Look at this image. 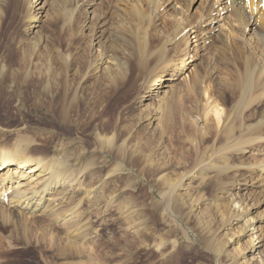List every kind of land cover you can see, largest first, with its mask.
I'll return each instance as SVG.
<instances>
[{"label":"rangeland","instance_id":"rangeland-1","mask_svg":"<svg viewBox=\"0 0 264 264\" xmlns=\"http://www.w3.org/2000/svg\"><path fill=\"white\" fill-rule=\"evenodd\" d=\"M120 1L102 0L94 5L86 2L76 9L74 0L66 1V6L74 10H63L66 17L42 24L44 31L39 29L42 45L35 50L27 47L28 25L33 23L27 19L29 0L1 3L0 141L8 145L9 137L21 134L39 143L34 144L38 152H64L71 163L95 156L89 182L95 183L100 178L104 187L97 197L96 210L84 205L81 209L83 216L89 218L90 239L84 250L65 248L60 252L57 247L48 250L40 245H24L12 237L0 241V264H215L210 254L215 250L223 253L220 257L223 264L225 256L239 260L248 255L250 245L241 232V221L230 220L229 201L224 193L229 180L247 174L245 168L235 172L231 165L244 162L247 166L248 156L241 152L226 155V151L227 157L217 160L218 165H226L221 175L212 177L208 171L197 169L188 179L189 186L178 188L165 201L160 199L162 186L157 181L160 172L173 178L204 150L207 152L212 145L219 144L216 133L220 124L212 120L211 112L210 121L204 126L206 129L202 127L205 130H196L190 120L199 117L208 94L217 95L228 80L230 73L224 70V59L215 50L203 55L198 49L197 60L192 62L203 60L207 65L208 73L203 76L206 92L196 94L189 82L178 78L171 80L167 87L171 90L170 96L160 102L162 107L155 115L156 130H150L147 125L150 100L143 101L142 105L137 103L139 82L150 72L154 76L162 65L148 62L145 68L132 69L109 85H105L90 66L99 44L92 33L96 29L109 28L115 22L119 7L124 6ZM157 1L155 10L137 4L143 15L137 17L141 23L138 30H144L142 24L146 27L143 26L149 49L154 47L159 32H170L174 23L172 16L179 11V8L175 10L165 5L166 0ZM173 1L188 13L201 9L198 0ZM36 12L34 9L35 17L39 15ZM192 16L188 14L189 18ZM96 20L99 23L95 24ZM59 53L65 55L66 60L63 61ZM38 73L42 74L38 76ZM230 99L226 93L218 102L224 107ZM62 100V107H66L71 121L61 118ZM248 119L255 120L252 116ZM97 132L112 134L114 142L110 156L98 154L93 140ZM188 137L196 138V146L188 145ZM129 146L136 147L139 153H129ZM259 147L260 151L253 157L261 160L264 159V142ZM145 154L164 169L157 171L156 167L145 165L142 159ZM116 165L118 169H114ZM109 172L111 175L105 179ZM256 187L249 182L244 190L234 186L230 189L235 193L248 192L250 197L256 198L259 195L255 193L259 189ZM121 205L136 208L144 228L142 232L133 235L122 228L123 218L116 210ZM258 211L264 214V203L249 212L257 215ZM7 230L0 225V234H6ZM46 231V237L50 234L60 237L55 241L64 244L56 227H48ZM160 242L162 245L156 248Z\"/></svg>","mask_w":264,"mask_h":264},{"label":"bare ground","instance_id":"bare-ground-1","mask_svg":"<svg viewBox=\"0 0 264 264\" xmlns=\"http://www.w3.org/2000/svg\"><path fill=\"white\" fill-rule=\"evenodd\" d=\"M7 1L0 0V6ZM66 1L68 0H29L30 11L27 19L33 23L28 25L30 38L27 47L31 50L33 47L35 50L42 45L43 37L39 32L40 28H44L42 24L47 25L58 17H66L67 14L63 10H74L66 6ZM101 1L96 0L94 3L93 0H74V7L76 9L78 6H85L86 2L94 5L102 3ZM198 1L201 3V9L188 13L186 8L177 2L166 0L165 5H170L175 10L179 8V11L172 16L174 23L170 32H159L154 47L149 49V40L144 32L146 27L142 24L144 30H138L141 23L137 17L142 15V12L137 4L155 10L158 1L122 0L124 6L119 7L121 11L118 9L115 22L109 28L96 29L92 33L99 44L95 48V56L90 66L95 70V74L97 73V77L100 76L105 85H109L132 69L145 68L148 62L162 65V70L159 69L155 77L150 72L140 80V95L137 99L139 105L145 100H150L147 125L150 130L155 131V115L162 107L163 101L170 96L171 90H167V87L170 86L168 84L171 80L178 78L189 82L196 94L204 95L206 92L203 76L208 73L207 65H204L203 60L192 62L197 60L198 49L203 55L215 50L224 59V70L230 73L228 80L221 85L217 95L208 94L199 117H190V122L199 130L209 123L211 112L212 120L215 119L220 124L216 133L219 144L212 145L207 152L204 150L203 154L190 162V166L177 171L173 178L160 172L157 176V181L162 186L159 195L160 199L165 201L172 197L178 188L186 189L189 186V177L197 169L208 171L212 177L221 175L226 165H218L217 160L227 157L228 153L230 155L241 152L248 156L250 162L247 166L244 162L241 165H231L233 171L245 168L247 174L229 180L228 188L224 192L229 201L230 220L234 223L241 221V232L250 245L248 255L239 260L224 255L223 264H264V214L258 211L257 215H252L249 212L258 204L264 203V186L261 187L264 185V159L253 157L260 151L258 146L264 142V0ZM125 6H129L128 9ZM32 7L39 13L37 17ZM188 14L192 18H189ZM98 20L95 24L99 23ZM243 32L245 34H242ZM60 56L63 61L66 60L65 55ZM40 74L42 73L37 75ZM226 93L231 99L227 106L222 107L218 100ZM63 102L64 100L61 102V118L71 121L67 116L66 107H62ZM249 111L251 113L247 115L246 112ZM147 114H144L145 117ZM251 116L255 118L254 122L248 119ZM204 128L202 130H205ZM93 140L101 153H98L99 155L110 156L114 142L112 134L97 132ZM9 141L8 145L0 141V225L8 229L6 234H0V241L14 237L24 245H40L48 250L53 247H57L60 252L65 248L70 251L84 250L85 243L90 239L89 218L83 216L81 209L84 205L89 210H96L99 206L97 197L104 187L100 178L97 182L93 181L95 183L89 182L88 176L92 166H95V156L71 163L64 152L59 150L56 154L38 152L34 144L39 143L27 136L18 134L9 137ZM187 142L190 146L197 144L196 138L193 137H188ZM127 150L129 153H139L133 146H129ZM142 159L145 165L154 166L157 171L164 169L162 164L152 161L148 154L143 155ZM114 169H118L117 165ZM253 172L255 176L249 175ZM109 175L111 172L105 179ZM249 182L259 188L255 190V193H259L256 198L250 197L248 192H231L232 186L242 187L244 190L249 186ZM77 195H80V198ZM116 210L123 218V229L133 235L142 232L144 228L136 208L121 205ZM192 214L196 216L195 212ZM48 227L58 229L64 238L63 245L55 241L60 237L51 234L45 236ZM161 245L162 242L158 243L156 248ZM210 254L215 264H221L222 252L215 250Z\"/></svg>","mask_w":264,"mask_h":264}]
</instances>
